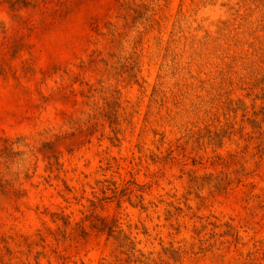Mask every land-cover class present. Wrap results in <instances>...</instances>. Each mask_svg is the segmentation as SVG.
Here are the masks:
<instances>
[{"label": "rangeland", "instance_id": "1", "mask_svg": "<svg viewBox=\"0 0 264 264\" xmlns=\"http://www.w3.org/2000/svg\"><path fill=\"white\" fill-rule=\"evenodd\" d=\"M0 264H264V0H0Z\"/></svg>", "mask_w": 264, "mask_h": 264}, {"label": "trees", "instance_id": "2", "mask_svg": "<svg viewBox=\"0 0 264 264\" xmlns=\"http://www.w3.org/2000/svg\"><path fill=\"white\" fill-rule=\"evenodd\" d=\"M64 223L65 224H68V222H65L64 221ZM107 230H108V233L109 234H111V235H113L114 234V232L116 231L115 229H114V225H108V227H107ZM116 238H118L121 242V246H124V245H126L127 243L125 242V239H126V237L125 236H121V234H120V231H118V234H117V237ZM132 250H131V252H133L134 251V249H133V247H130ZM131 256H133V254H130Z\"/></svg>", "mask_w": 264, "mask_h": 264}]
</instances>
